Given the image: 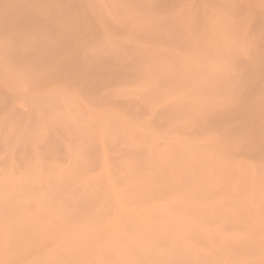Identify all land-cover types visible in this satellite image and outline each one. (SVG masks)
Wrapping results in <instances>:
<instances>
[{"label":"bare ground","instance_id":"bare-ground-1","mask_svg":"<svg viewBox=\"0 0 264 264\" xmlns=\"http://www.w3.org/2000/svg\"><path fill=\"white\" fill-rule=\"evenodd\" d=\"M0 264H264V0H0Z\"/></svg>","mask_w":264,"mask_h":264}]
</instances>
